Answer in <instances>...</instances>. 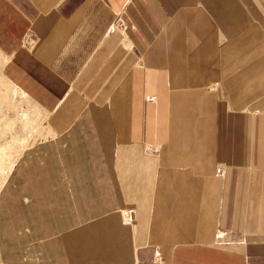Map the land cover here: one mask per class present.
<instances>
[{
  "label": "crops",
  "instance_id": "crops-1",
  "mask_svg": "<svg viewBox=\"0 0 264 264\" xmlns=\"http://www.w3.org/2000/svg\"><path fill=\"white\" fill-rule=\"evenodd\" d=\"M22 2L1 71L46 137L0 187V264H264V0Z\"/></svg>",
  "mask_w": 264,
  "mask_h": 264
},
{
  "label": "rangeland",
  "instance_id": "rangeland-1",
  "mask_svg": "<svg viewBox=\"0 0 264 264\" xmlns=\"http://www.w3.org/2000/svg\"><path fill=\"white\" fill-rule=\"evenodd\" d=\"M30 15L22 0H0V181L24 147L46 137L45 112L18 91L1 71L5 57L17 45V33L25 31Z\"/></svg>",
  "mask_w": 264,
  "mask_h": 264
},
{
  "label": "built area",
  "instance_id": "built-area-1",
  "mask_svg": "<svg viewBox=\"0 0 264 264\" xmlns=\"http://www.w3.org/2000/svg\"><path fill=\"white\" fill-rule=\"evenodd\" d=\"M110 28H113V29H118V30H121L123 28V20L120 18V16L116 17L114 19V21L111 23V26ZM36 35L31 32V31H28L23 37H22V40H21V45L26 48V49H31L35 46V43H36ZM146 151L150 154H156L157 153V148L155 147H150V148H147ZM134 213H135V210L133 208H128V209H125L123 211V219H124V222L126 223H133V220H134ZM228 232L227 231H224V230H220L218 231L217 233V237H216V242L218 244H222V245H225V242H227V238H229L228 236Z\"/></svg>",
  "mask_w": 264,
  "mask_h": 264
},
{
  "label": "bare ground",
  "instance_id": "bare-ground-1",
  "mask_svg": "<svg viewBox=\"0 0 264 264\" xmlns=\"http://www.w3.org/2000/svg\"><path fill=\"white\" fill-rule=\"evenodd\" d=\"M4 82H5V80H4ZM32 135H33V134H32ZM31 137H32V136H31ZM24 148H25V147H24ZM24 148H23V149H24ZM23 149L20 151L19 155L22 153ZM19 155L17 156V158L19 157ZM17 158H16V159H17ZM15 161H16V160H15ZM15 161H14V162H15ZM14 162H13V163L11 164V166L8 168L7 172L4 174L2 180L0 181V187H1L2 183L4 182V180L6 179V176H7V174L9 173V171H10L11 167L13 166Z\"/></svg>",
  "mask_w": 264,
  "mask_h": 264
}]
</instances>
